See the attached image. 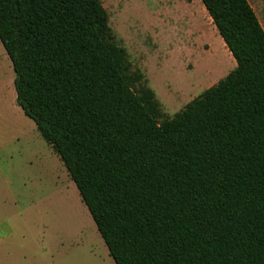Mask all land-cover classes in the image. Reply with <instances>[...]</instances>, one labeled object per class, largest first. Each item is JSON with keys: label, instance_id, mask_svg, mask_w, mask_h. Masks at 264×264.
<instances>
[{"label": "trees", "instance_id": "obj_1", "mask_svg": "<svg viewBox=\"0 0 264 264\" xmlns=\"http://www.w3.org/2000/svg\"><path fill=\"white\" fill-rule=\"evenodd\" d=\"M201 1L237 65L169 117L102 0H0L17 103L116 264H264V27Z\"/></svg>", "mask_w": 264, "mask_h": 264}, {"label": "rangeland", "instance_id": "obj_2", "mask_svg": "<svg viewBox=\"0 0 264 264\" xmlns=\"http://www.w3.org/2000/svg\"><path fill=\"white\" fill-rule=\"evenodd\" d=\"M249 1L264 27V0ZM102 3L166 116L237 65L201 0ZM14 79L0 41V264H116L59 155L18 105Z\"/></svg>", "mask_w": 264, "mask_h": 264}, {"label": "crops", "instance_id": "obj_3", "mask_svg": "<svg viewBox=\"0 0 264 264\" xmlns=\"http://www.w3.org/2000/svg\"><path fill=\"white\" fill-rule=\"evenodd\" d=\"M8 207L12 208L15 212H18V211H23V209H21V206H19L16 202L13 204V205H9ZM35 208H37V206L35 204H31L29 206H25V211H28V210H34Z\"/></svg>", "mask_w": 264, "mask_h": 264}, {"label": "bare ground", "instance_id": "obj_4", "mask_svg": "<svg viewBox=\"0 0 264 264\" xmlns=\"http://www.w3.org/2000/svg\"><path fill=\"white\" fill-rule=\"evenodd\" d=\"M223 43H225L224 41H223ZM226 45V44H225Z\"/></svg>", "mask_w": 264, "mask_h": 264}]
</instances>
